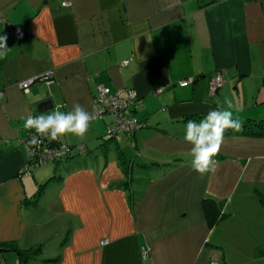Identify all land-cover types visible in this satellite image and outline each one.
<instances>
[{"label": "crops", "instance_id": "0c3cea01", "mask_svg": "<svg viewBox=\"0 0 264 264\" xmlns=\"http://www.w3.org/2000/svg\"><path fill=\"white\" fill-rule=\"evenodd\" d=\"M0 35V264L37 246L24 264H264V135L224 134L204 175L183 140L186 122L213 110L264 123V0H0ZM50 70L49 84L18 87ZM216 74L224 84L210 96ZM99 85L135 91L143 127L103 142L113 118L92 120L82 139L59 138L86 155L23 174V118L76 104L91 114ZM205 199L226 214L213 227Z\"/></svg>", "mask_w": 264, "mask_h": 264}, {"label": "clouds", "instance_id": "9594fccd", "mask_svg": "<svg viewBox=\"0 0 264 264\" xmlns=\"http://www.w3.org/2000/svg\"><path fill=\"white\" fill-rule=\"evenodd\" d=\"M7 36L0 35V60L8 54L6 46ZM228 109L232 103L226 101ZM91 114L84 110L79 104L74 105L71 110L65 112L60 106L48 115L32 116L23 118V127L26 130H34L38 136H46L50 141L57 140L66 134L83 138L89 130ZM242 122L233 118L230 110H213L198 121L190 119L184 128L183 140L191 145L190 156L192 169L200 175L214 172L217 161L214 159L218 154L223 142L226 129L240 131ZM38 141L33 138L31 143Z\"/></svg>", "mask_w": 264, "mask_h": 264}, {"label": "built area", "instance_id": "2783aa9c", "mask_svg": "<svg viewBox=\"0 0 264 264\" xmlns=\"http://www.w3.org/2000/svg\"><path fill=\"white\" fill-rule=\"evenodd\" d=\"M66 5H68L66 3ZM24 31L22 28L16 27L14 29V35L16 38L21 39ZM127 62H122V66H125ZM53 77V71L50 70L42 76L23 80L18 83V87L25 92L36 81L49 84ZM183 82L182 84H185ZM224 78L220 74H216L209 85V95L214 96L218 90L223 86ZM163 89H158L157 93H160ZM122 91L113 92L110 88L99 85L96 88V93L92 99V120L103 119L110 115L113 118V125L108 128L106 134L102 137V141L120 142L121 136H132L143 125L137 121L134 117L127 113L130 108L137 109L140 104V100L135 91L127 90L126 96H121ZM3 94L0 93V97ZM91 120V121H92ZM35 138L38 142L36 144L31 143ZM21 144L28 156V164L22 171L23 174H29L34 168L46 166L49 163L58 161L74 154L86 153V145L80 144L76 146H69L60 143L59 139L50 141L46 136H38L34 130L29 132L22 138ZM104 244L106 242H103ZM142 257L147 258L149 255L148 248H142Z\"/></svg>", "mask_w": 264, "mask_h": 264}, {"label": "trees", "instance_id": "16d2710c", "mask_svg": "<svg viewBox=\"0 0 264 264\" xmlns=\"http://www.w3.org/2000/svg\"><path fill=\"white\" fill-rule=\"evenodd\" d=\"M134 110H136V109L130 108V109L127 110V113L130 116L134 117L133 114H132V112ZM230 133H235V134L239 133V134H248V135H250V134L264 135V123L262 122V123H258V124H252V125L243 124V126H242L240 131H234L233 129L232 130L226 129L224 134L227 135V134H230ZM60 143H62V142L60 141ZM74 146H76V145H74ZM86 150H87V147H86ZM86 154H87V151L84 154H77V155L78 156H84ZM68 157L70 158L71 156H68ZM68 157H65V158H68ZM121 166L123 167L125 174L128 176V179H130L131 174H132V170L134 169L133 168L134 167V163L132 161H130L128 163H122ZM129 184H130V182L125 183L123 185L126 190H128V188L130 187ZM130 193L131 194L129 196V207L132 208L135 199L133 197L132 192H130ZM36 200H37V198H34V201L33 202L30 201V202L32 204H34V202ZM202 207H203V211L205 213L206 219H207L208 224H209L210 227L215 226L217 223H219L222 219H224L226 217V214L223 211H221V209H222L221 202H217V201H214V200H211V199H205L203 201V203H202ZM40 251H41L40 246L31 248L30 250H26V251L17 250L18 256L22 260L21 261L22 263H25V259H29L30 257L35 256ZM46 261L48 262L49 260H46Z\"/></svg>", "mask_w": 264, "mask_h": 264}, {"label": "rangeland", "instance_id": "374dc122", "mask_svg": "<svg viewBox=\"0 0 264 264\" xmlns=\"http://www.w3.org/2000/svg\"><path fill=\"white\" fill-rule=\"evenodd\" d=\"M57 108V107H56ZM56 108H53L49 113H52L53 111H55L56 110ZM111 119V118H110ZM112 126V123L109 125V127L107 126V128H106V130H108V128H110ZM121 142H124V137H122L121 136ZM75 159H77V158H75ZM58 221H56L55 222V224L58 226ZM62 224V223H61ZM58 229H62L61 227H59ZM59 231V230H58ZM59 235V234H58ZM57 235V236H58ZM57 236H55V238L53 239L54 241L55 240H57L58 239V237ZM51 241V240H50ZM50 241H47V242H50ZM51 247H52V245L50 244V243H47V245H46V248H48V250H50L51 249ZM56 251L54 252V253H50L49 255H43L42 257H47V256H49V258H45V261L46 260H48V259H50V258H54V257H56ZM22 264H24V263H22ZM32 264H41L40 262L39 263H32ZM48 264V263H47Z\"/></svg>", "mask_w": 264, "mask_h": 264}, {"label": "water", "instance_id": "95a60500", "mask_svg": "<svg viewBox=\"0 0 264 264\" xmlns=\"http://www.w3.org/2000/svg\"><path fill=\"white\" fill-rule=\"evenodd\" d=\"M53 105H52V102L51 101H46V102H43L42 104H40L38 106V111L40 113H45V112H48L52 109Z\"/></svg>", "mask_w": 264, "mask_h": 264}]
</instances>
